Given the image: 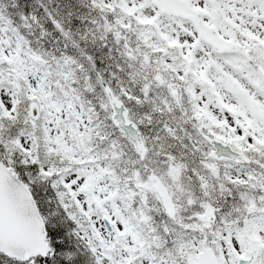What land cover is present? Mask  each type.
I'll list each match as a JSON object with an SVG mask.
<instances>
[{"label":"snow or ice","instance_id":"obj_1","mask_svg":"<svg viewBox=\"0 0 264 264\" xmlns=\"http://www.w3.org/2000/svg\"><path fill=\"white\" fill-rule=\"evenodd\" d=\"M0 264H264V0H0Z\"/></svg>","mask_w":264,"mask_h":264}]
</instances>
